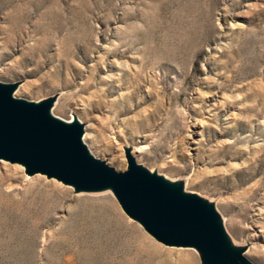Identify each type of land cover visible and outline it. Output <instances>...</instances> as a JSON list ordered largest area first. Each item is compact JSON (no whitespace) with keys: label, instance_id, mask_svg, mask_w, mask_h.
<instances>
[{"label":"rangeland","instance_id":"1","mask_svg":"<svg viewBox=\"0 0 264 264\" xmlns=\"http://www.w3.org/2000/svg\"><path fill=\"white\" fill-rule=\"evenodd\" d=\"M0 82L117 171L198 197L264 264V0H0ZM0 264L206 263L111 190L0 158Z\"/></svg>","mask_w":264,"mask_h":264},{"label":"water","instance_id":"2","mask_svg":"<svg viewBox=\"0 0 264 264\" xmlns=\"http://www.w3.org/2000/svg\"><path fill=\"white\" fill-rule=\"evenodd\" d=\"M16 87L0 82V158L23 163L27 173H45L81 189L112 186L123 210L156 239L196 247L206 264H249L242 254H230L205 214L208 205L198 197H177L133 159L127 171H117L89 153L78 122L52 119L51 101L17 99L11 93Z\"/></svg>","mask_w":264,"mask_h":264},{"label":"bare ground","instance_id":"3","mask_svg":"<svg viewBox=\"0 0 264 264\" xmlns=\"http://www.w3.org/2000/svg\"><path fill=\"white\" fill-rule=\"evenodd\" d=\"M15 90V89H14ZM13 90V91H14ZM13 91L11 92L13 94ZM54 104V102L52 103ZM54 106V105H53ZM52 108L50 107L48 112L51 110ZM103 190H111L114 195H115V191L113 189L112 186H109V187H106V188H103ZM116 196V195H115ZM102 197V196H101ZM106 197V196H105ZM193 198V197H192ZM195 198V197H194ZM204 211H205V214L210 218V220L216 225L217 229H218V232L220 233L221 235V239L225 245V247L228 249V251L230 252V254L232 255H240L242 254L241 252V249L242 247L240 245H238L237 243H235V241H233L229 235L227 234L226 230H225V227L223 225V222H222V218L220 215H218L211 206H205L204 208ZM153 246V245H152ZM156 246V245H155ZM158 246V245H157ZM187 256L189 257H192L194 256L192 253L190 252H186L185 253ZM245 264V262H243ZM250 264V263H249Z\"/></svg>","mask_w":264,"mask_h":264}]
</instances>
